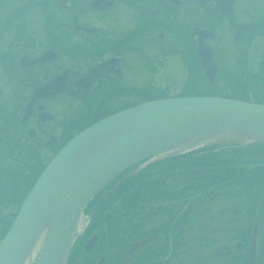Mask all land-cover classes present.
<instances>
[{
    "label": "flooded vegetation",
    "instance_id": "flooded-vegetation-1",
    "mask_svg": "<svg viewBox=\"0 0 264 264\" xmlns=\"http://www.w3.org/2000/svg\"><path fill=\"white\" fill-rule=\"evenodd\" d=\"M201 96L264 105V0H0L1 232L74 134ZM205 154L106 183L65 264H264V148Z\"/></svg>",
    "mask_w": 264,
    "mask_h": 264
},
{
    "label": "water",
    "instance_id": "water-1",
    "mask_svg": "<svg viewBox=\"0 0 264 264\" xmlns=\"http://www.w3.org/2000/svg\"><path fill=\"white\" fill-rule=\"evenodd\" d=\"M264 146V106L214 97L146 102L110 115L68 141L40 173L0 241V264H65L87 202L160 159L204 147ZM93 213L90 216V220Z\"/></svg>",
    "mask_w": 264,
    "mask_h": 264
},
{
    "label": "trees",
    "instance_id": "trees-1",
    "mask_svg": "<svg viewBox=\"0 0 264 264\" xmlns=\"http://www.w3.org/2000/svg\"><path fill=\"white\" fill-rule=\"evenodd\" d=\"M207 150H209V149H206V150H199V151H195V152H190V153H188V154H186L184 157H186V158H188L189 160H191V159H193V158H195L197 155L199 156L198 158H199V169H203L202 167H203V165L205 164V162L204 161H206L207 160V156H206V154H205V152H207ZM191 163H190V161L189 162H187V163H185L184 165H190ZM205 169V168H204ZM202 173H204V175H202V176H206V171H204V172H202ZM190 183V182H189ZM9 226V224L8 225H5L4 227L5 228H7ZM1 236H2V232H1V230H0V238H1Z\"/></svg>",
    "mask_w": 264,
    "mask_h": 264
},
{
    "label": "rangeland",
    "instance_id": "rangeland-1",
    "mask_svg": "<svg viewBox=\"0 0 264 264\" xmlns=\"http://www.w3.org/2000/svg\"><path fill=\"white\" fill-rule=\"evenodd\" d=\"M157 163H159V161H157V162L154 163V164H157ZM189 175H191V174H189ZM33 261H34V259H32V260L29 262V264H33Z\"/></svg>",
    "mask_w": 264,
    "mask_h": 264
}]
</instances>
